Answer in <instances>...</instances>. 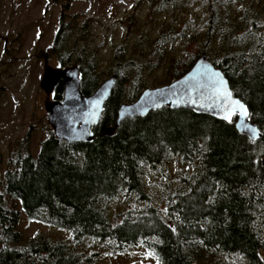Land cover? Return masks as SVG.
<instances>
[{
  "label": "trees",
  "instance_id": "trees-1",
  "mask_svg": "<svg viewBox=\"0 0 264 264\" xmlns=\"http://www.w3.org/2000/svg\"><path fill=\"white\" fill-rule=\"evenodd\" d=\"M155 1L161 9L180 2ZM240 1H207L203 43L216 45L217 53L206 47L176 61L166 84L206 55L262 138L251 143L237 133L234 119L225 123L167 108L126 119L106 137L119 106L135 102L144 90L137 75L128 77L127 66L117 62L92 143H66L49 131L35 157L28 137L9 155L0 175V264H96L97 253L78 252L83 241L110 255L143 246L155 264H264V21L257 12L232 8ZM59 22L49 52L65 67L71 31L63 14ZM80 57V92L89 96L99 86L97 65L91 56ZM61 96L59 83L54 99ZM174 161L193 171L159 209L143 180ZM120 202L130 208L116 221L109 210ZM21 215L67 232L70 243L39 233L25 240L18 230Z\"/></svg>",
  "mask_w": 264,
  "mask_h": 264
},
{
  "label": "rangeland",
  "instance_id": "rangeland-1",
  "mask_svg": "<svg viewBox=\"0 0 264 264\" xmlns=\"http://www.w3.org/2000/svg\"><path fill=\"white\" fill-rule=\"evenodd\" d=\"M207 1L180 0L161 9L155 0H0V175L7 169L11 152L26 137L29 152L35 157L52 132L43 109L46 96L39 88L44 57L51 68L78 69L79 55L91 56L99 84L112 77L120 62L127 66L128 77L137 75L144 90L168 85L178 67L176 61L206 47L217 53L216 45L203 43L209 17ZM232 8L257 12L264 21V0H241ZM61 14L71 31L65 67H60L56 54L49 52ZM192 171L178 161L150 171L143 181L152 202L162 209L165 197ZM128 208L120 202L110 208V217L117 221ZM18 230L25 240L39 233L53 242L70 243L67 232L30 222L24 215ZM77 250L83 255L97 253L96 264H155L143 246L123 255H110L83 241Z\"/></svg>",
  "mask_w": 264,
  "mask_h": 264
},
{
  "label": "water",
  "instance_id": "water-1",
  "mask_svg": "<svg viewBox=\"0 0 264 264\" xmlns=\"http://www.w3.org/2000/svg\"><path fill=\"white\" fill-rule=\"evenodd\" d=\"M59 83L62 84L61 100L51 101L50 95ZM114 83V78L110 77L100 83L91 95L83 96L76 66L51 68L44 57L39 88L46 96L43 109L53 136L66 143H92V129L99 124ZM237 104H242L248 112L247 107L232 95L223 73L208 61L206 55H202L179 79L162 87L145 89L133 103H122L117 110L114 125L107 128L104 135L112 137L126 119L144 118L152 112L167 108L186 110L225 123L234 119L237 133L254 143L262 138V134L249 120V112L245 119L236 110ZM230 113L229 122L224 117ZM261 168L264 174V158L261 160Z\"/></svg>",
  "mask_w": 264,
  "mask_h": 264
},
{
  "label": "snow or ice",
  "instance_id": "snow-or-ice-1",
  "mask_svg": "<svg viewBox=\"0 0 264 264\" xmlns=\"http://www.w3.org/2000/svg\"><path fill=\"white\" fill-rule=\"evenodd\" d=\"M236 110H238L239 113L245 117V119L247 118V116H248V112H247L246 109H244V106H243L242 104H237V105H236ZM230 115H231V113L228 114V115H226V116L224 117V119H225V120H228V121L230 122ZM253 132H255V130H253Z\"/></svg>",
  "mask_w": 264,
  "mask_h": 264
},
{
  "label": "flooded vegetation",
  "instance_id": "flooded-vegetation-1",
  "mask_svg": "<svg viewBox=\"0 0 264 264\" xmlns=\"http://www.w3.org/2000/svg\"><path fill=\"white\" fill-rule=\"evenodd\" d=\"M50 100H51V101H60V100H55V99H54V92H52V94L50 95Z\"/></svg>",
  "mask_w": 264,
  "mask_h": 264
}]
</instances>
